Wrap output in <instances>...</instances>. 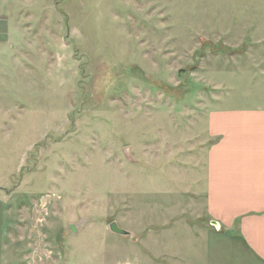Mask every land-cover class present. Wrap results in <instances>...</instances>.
Wrapping results in <instances>:
<instances>
[{
    "label": "rangeland",
    "instance_id": "obj_1",
    "mask_svg": "<svg viewBox=\"0 0 264 264\" xmlns=\"http://www.w3.org/2000/svg\"><path fill=\"white\" fill-rule=\"evenodd\" d=\"M259 64L264 0H0V264H200L206 117Z\"/></svg>",
    "mask_w": 264,
    "mask_h": 264
},
{
    "label": "crops",
    "instance_id": "obj_2",
    "mask_svg": "<svg viewBox=\"0 0 264 264\" xmlns=\"http://www.w3.org/2000/svg\"><path fill=\"white\" fill-rule=\"evenodd\" d=\"M262 66L237 70L249 72L247 83L258 75L264 80ZM225 81L216 88L226 87ZM253 88L235 102L215 101L206 117L208 134L216 140L204 177L196 176L191 189V224L207 238L192 248L200 264H264V85L255 93Z\"/></svg>",
    "mask_w": 264,
    "mask_h": 264
},
{
    "label": "water",
    "instance_id": "obj_3",
    "mask_svg": "<svg viewBox=\"0 0 264 264\" xmlns=\"http://www.w3.org/2000/svg\"><path fill=\"white\" fill-rule=\"evenodd\" d=\"M70 227L72 229L75 228L73 224H70ZM108 227H109L110 231H112L114 233H117V234H120V235H128V234H130L126 229L119 227L115 221H111L109 223Z\"/></svg>",
    "mask_w": 264,
    "mask_h": 264
}]
</instances>
